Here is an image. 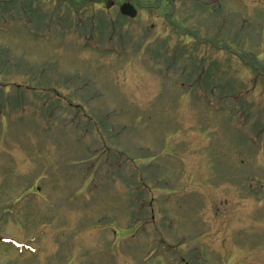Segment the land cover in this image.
Here are the masks:
<instances>
[{
	"label": "rangeland",
	"instance_id": "374dc122",
	"mask_svg": "<svg viewBox=\"0 0 264 264\" xmlns=\"http://www.w3.org/2000/svg\"><path fill=\"white\" fill-rule=\"evenodd\" d=\"M0 264H264V0H0Z\"/></svg>",
	"mask_w": 264,
	"mask_h": 264
},
{
	"label": "water",
	"instance_id": "95a60500",
	"mask_svg": "<svg viewBox=\"0 0 264 264\" xmlns=\"http://www.w3.org/2000/svg\"><path fill=\"white\" fill-rule=\"evenodd\" d=\"M122 11L125 14L131 15V16H135L136 15V10L133 6H131L130 4H126L122 7Z\"/></svg>",
	"mask_w": 264,
	"mask_h": 264
},
{
	"label": "flooded vegetation",
	"instance_id": "af4514ba",
	"mask_svg": "<svg viewBox=\"0 0 264 264\" xmlns=\"http://www.w3.org/2000/svg\"><path fill=\"white\" fill-rule=\"evenodd\" d=\"M2 3V2H1Z\"/></svg>",
	"mask_w": 264,
	"mask_h": 264
}]
</instances>
